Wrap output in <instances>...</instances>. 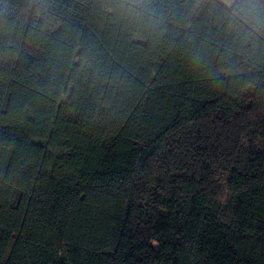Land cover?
<instances>
[{
    "label": "trees",
    "instance_id": "1",
    "mask_svg": "<svg viewBox=\"0 0 264 264\" xmlns=\"http://www.w3.org/2000/svg\"><path fill=\"white\" fill-rule=\"evenodd\" d=\"M0 264H264V0H0Z\"/></svg>",
    "mask_w": 264,
    "mask_h": 264
}]
</instances>
